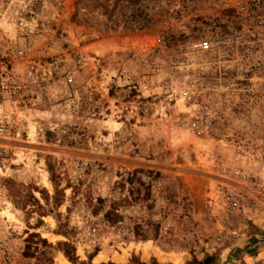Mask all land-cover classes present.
Listing matches in <instances>:
<instances>
[{
  "label": "rangeland",
  "instance_id": "obj_1",
  "mask_svg": "<svg viewBox=\"0 0 264 264\" xmlns=\"http://www.w3.org/2000/svg\"><path fill=\"white\" fill-rule=\"evenodd\" d=\"M0 264H264V0H0Z\"/></svg>",
  "mask_w": 264,
  "mask_h": 264
},
{
  "label": "trees",
  "instance_id": "obj_2",
  "mask_svg": "<svg viewBox=\"0 0 264 264\" xmlns=\"http://www.w3.org/2000/svg\"><path fill=\"white\" fill-rule=\"evenodd\" d=\"M144 29V27H139L137 28V31H142Z\"/></svg>",
  "mask_w": 264,
  "mask_h": 264
}]
</instances>
